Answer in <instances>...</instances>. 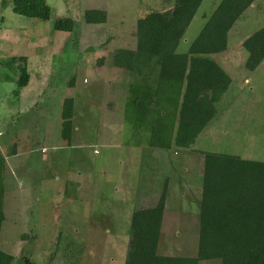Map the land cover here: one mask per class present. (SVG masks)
<instances>
[{
	"label": "rangeland",
	"instance_id": "rangeland-1",
	"mask_svg": "<svg viewBox=\"0 0 264 264\" xmlns=\"http://www.w3.org/2000/svg\"><path fill=\"white\" fill-rule=\"evenodd\" d=\"M13 1L0 0V157L5 161L0 250L14 257L12 264H22L24 257L38 264H125L128 214L155 207L164 188L168 193L169 183L178 178L180 186L194 187L198 171L202 176L201 153L264 162V36L258 35H264V0L246 10L228 34L227 50L213 57L230 79L214 118L191 149L168 150L153 146L173 141L177 121L170 114L162 140L152 137V125L156 114L170 111L172 95L154 97L147 116L135 113L139 100L128 88L124 93L128 72L114 64L111 54L135 48L136 21L150 11H167L171 3L45 0L46 8L30 19L12 12ZM220 1L202 2L179 53L187 51ZM88 10L105 12L106 23L86 24ZM248 40L251 53L244 46ZM20 59H25L29 83L15 94ZM129 85L139 90L138 84ZM66 99L73 102L68 144L61 137L60 117ZM12 148L16 152L9 156ZM125 159L128 165H118ZM80 177L87 190L75 199L84 203L72 206L65 190ZM146 178L137 195L132 187ZM133 196H140L136 204L127 201ZM173 199L170 211L194 206L185 197ZM171 229H162L158 254L194 258L196 234L190 227L178 234Z\"/></svg>",
	"mask_w": 264,
	"mask_h": 264
},
{
	"label": "trees",
	"instance_id": "trees-1",
	"mask_svg": "<svg viewBox=\"0 0 264 264\" xmlns=\"http://www.w3.org/2000/svg\"><path fill=\"white\" fill-rule=\"evenodd\" d=\"M163 1L171 3L167 11H150L136 21L135 48H119L111 56L115 65L128 72L131 83L138 84L137 92L135 86H128V92L139 100L135 113L142 111V116H147L154 97L172 95L168 99L172 104L170 111L154 117L152 137L155 140L166 137L163 128L170 114L173 122L177 121L176 134L172 142L170 138L167 143L153 147L191 149L214 118L215 104L230 83L213 57L227 50L229 32L256 0H221L185 53H179L178 46L204 0ZM45 8V0H14L12 12L34 19ZM106 16L103 11L88 10L84 13V22L105 24ZM251 43V40L244 43L250 53L253 52ZM19 63L20 66L15 67L18 76L15 94L29 83L25 59H20ZM72 107V100L66 99L60 115L61 137L67 144L72 135ZM15 150L12 148L9 156L14 155ZM201 156L196 256L158 254L167 197L165 187L155 207L132 213L125 264H199L212 260L220 264H264V162L230 155L201 153ZM4 168L5 161L0 157V233L5 221ZM13 261V256L0 250V264H12ZM22 264L38 263L24 257Z\"/></svg>",
	"mask_w": 264,
	"mask_h": 264
},
{
	"label": "crops",
	"instance_id": "crops-1",
	"mask_svg": "<svg viewBox=\"0 0 264 264\" xmlns=\"http://www.w3.org/2000/svg\"><path fill=\"white\" fill-rule=\"evenodd\" d=\"M104 67L101 66V68ZM115 71H117V69H115ZM122 78V76H121ZM125 78V83H124V93L126 91V88L128 83L131 82V78L128 74V77H124ZM140 148L139 150H146L147 148V151H152V152H155V148H149V147H146V146H137L135 148ZM127 149H131V147L127 148ZM156 151H159L161 152V150L157 149ZM95 154L97 153L96 151L94 152ZM175 153H173V156H175ZM155 155V158L157 160H162L163 159V155L162 154H159V153H153ZM173 160V158H172ZM128 163L130 162H127V159H125L123 162L122 161H119L118 162V165H128ZM133 163H137V162H133ZM137 165H134V167H136ZM201 169V167L199 168V170ZM178 170V169H177ZM201 171V170H200ZM200 171H198V175L196 176L197 178V181L195 182L196 185L194 187H191V184L188 185V183H186L185 186H180L179 185V181L181 179L178 178V180H175L173 181V183H169L168 186H170V189H169V192L167 193V197H166V203H165V210H164V215H163V220H162V225H161V235L164 233V231L162 230L163 228L167 227V228H172L171 231L173 229L175 233H183L184 232V229H185V232H189V227L191 228L190 229V232L191 233H195L196 234V240H195V245H196V248H197V240H198V232H199V225H198V206L200 205V196H201V185L202 183L199 182V179L202 178L201 177V173ZM181 169H180V175H179V172L177 174L176 173H173L172 175L175 176V178L178 177V175L180 177H183L181 176ZM150 180H153V178H149ZM186 182H189L190 183V179L186 180ZM83 183H84V180L80 177L76 183H73L70 184V187L65 190V198H66V201L69 205H79L78 202L80 200H76L75 198H77L79 196V193L82 192V190L85 188L83 186ZM147 185V178L146 179H143L141 182H136V184L134 185V187H132V190H134V192L138 195V193L140 192L141 193V187L142 186H145ZM122 186V185H121ZM143 188V187H142ZM86 189V188H85ZM87 190V189H86ZM119 192V190H118ZM78 193V194H76ZM176 193V194H175ZM177 195V196H176ZM188 195H190L188 197ZM178 197L180 198V196L182 197H185L186 199L185 200H188L190 201V203H194V206H191L190 204V208L187 209V211H183L181 208L180 209H172L171 211L169 210V207H168V204H169V201H172L173 202V197ZM80 199H82V196H80ZM118 200H121L120 198H117ZM140 199V196H133V198L128 199L127 201H132L134 202V204H136V200H139ZM168 200V201H167ZM177 202H175V205H178L179 206V202L177 199H175ZM181 201V200H179ZM80 203H84V201H80ZM66 209H69V208H66ZM175 210V212L172 213V211ZM129 218L131 216V214L129 213L128 214ZM180 228H183V229H180ZM190 257V256H189Z\"/></svg>",
	"mask_w": 264,
	"mask_h": 264
}]
</instances>
